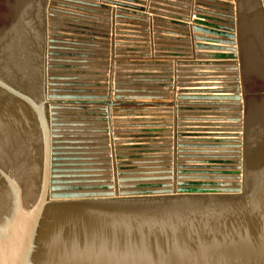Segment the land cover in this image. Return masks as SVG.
Segmentation results:
<instances>
[{
	"label": "water",
	"instance_id": "95a60500",
	"mask_svg": "<svg viewBox=\"0 0 264 264\" xmlns=\"http://www.w3.org/2000/svg\"><path fill=\"white\" fill-rule=\"evenodd\" d=\"M119 1L103 2L117 7L116 25L144 33V7ZM196 1L221 12L196 9V59L232 62L235 84L187 86L177 73L155 80L172 91L138 93L173 101L117 102L125 91L114 80L106 92L80 76L116 65L161 78L150 72L183 66V45L147 59L149 37L117 34L116 48L141 51L125 60L116 50L111 67L70 59L64 40L94 35L62 16L104 13L84 1L0 0V264H264V0ZM148 107L172 108V119L114 120L149 118Z\"/></svg>",
	"mask_w": 264,
	"mask_h": 264
},
{
	"label": "crops",
	"instance_id": "0c3cea01",
	"mask_svg": "<svg viewBox=\"0 0 264 264\" xmlns=\"http://www.w3.org/2000/svg\"><path fill=\"white\" fill-rule=\"evenodd\" d=\"M76 1H84L89 4L88 9L95 13H104L105 16L101 17L100 15H88V16H79L77 14H73L72 16H64L67 17V19L72 20V22H75L79 24L80 28H83L82 32L83 34H89L94 36H102L105 40H103L104 44L97 43L100 40H97L96 38H93V42H86V41H80V40H72L65 42V45L63 46L65 50H67L66 53L73 54L77 57H80L82 55H87L90 58L92 57H103L106 58L109 61L110 67L114 62V58L118 55L116 53V50L125 51L121 53V57H118V59H127L130 55H133V53H129L126 51H141L140 48H116L115 47V39L117 34L121 35H131V36H147L150 40V48L147 49V52L140 53L139 55H148L147 59H154V56H158L155 59H171L168 57V55L171 54V52L167 51L171 47L183 45V48L185 49L186 53L184 54L185 57L183 58V66L178 65V61L175 60V64L173 66L174 72H150V74L157 75V77L161 78H128L123 75H126V73H129L128 71H124L122 69L130 68V66H124V67H116L112 65L111 68H109L108 72H94L91 71L88 73L89 77L86 78V80L89 81L90 85L101 87L99 90L103 89L106 90V92H109L110 87V79L114 80L115 84H119L118 86L122 89L120 96V100L117 102H170L173 101L172 95H166L165 93L162 95H158V92H167L172 91V89H165V88H159L158 85H162V83H156L155 80L157 79H178L176 78L177 70H182L181 73H183V78H179L184 81L185 85L189 86H196V85H213L212 83H206L205 81H217V80H226L229 81L227 83H224L222 85H228L232 86L235 83L233 82L237 74L235 72H225V70L230 69L233 65L230 61H208V60H197L196 54L197 51L195 50V45L198 43L195 41V37L197 34H195L191 27H193V21L195 19V16H197L196 9H202L201 11L205 13H221V12H212L213 10H208L207 8H201L197 7L196 0H132L135 1L136 4H126L129 6L134 7H144L145 13L149 15L150 22L148 25V29H145V32L143 28L135 27V26H125V25H116V19H115V11L117 7L114 5L106 4L107 3H123L121 1L117 2V0H76ZM159 1V2H157ZM224 1V0H223ZM229 2H235L234 0H225ZM204 5H211L207 4L208 2L202 1ZM142 4V6L140 5ZM140 5V6H139ZM210 7V6H209ZM109 16H108V15ZM198 15H204V14H198ZM155 17H158L160 19H164V21H168L172 23V21H175L176 23H185L190 28H184L183 32L177 30V27L173 24H156L153 19ZM201 17H207V16H201ZM209 17V16H208ZM236 17V15H235ZM85 19V20H83ZM184 20L186 22H180V20ZM236 22V21H235ZM81 24V25H80ZM135 24V23H134ZM137 24V23H136ZM135 24V25H136ZM138 25V24H137ZM159 25V26H157ZM165 25V26H163ZM100 27V28H98ZM237 29V28H235ZM238 32V31H237ZM101 33V34H100ZM104 33V34H102ZM238 34V33H237ZM85 36V35H84ZM77 37V36H76ZM89 37V36H87ZM201 37L209 38V36L201 35ZM102 38V39H103ZM83 40V38H80ZM157 44L161 46H156ZM204 45H211L208 43H202ZM156 47H159L161 50H156ZM168 47L167 50H165ZM202 53H209V52H202ZM135 55V53H134ZM143 59V58H141ZM116 60V59H115ZM197 63H206L201 64L200 66ZM209 63H216L215 66H208ZM141 67V66H140ZM146 67H155V66H146ZM114 68V69H113ZM164 68V67H163ZM212 69H219L224 70L222 72H209ZM111 70V72H110ZM127 70V69H126ZM139 73V72H138ZM144 73V72H142ZM141 73V74H142ZM175 75V76H172ZM120 75V76H118ZM202 75V76H199ZM231 80V81H230ZM199 81H203L204 83H198ZM173 85V84H171ZM221 85V84H218ZM98 89V88H97ZM130 91V93H129ZM135 92V93H133ZM140 92H157L152 93L150 95H143L144 97H152V100H143V99H137L140 97H143L142 94H138ZM186 106L189 107L193 104L190 102H185ZM206 105V104H205ZM126 109H135L134 107H125ZM151 113L145 114L149 115V118H140L139 116H136L135 118H127L128 114L124 113H117V116L119 118H115L114 120L120 121V122H128V121H140V120H171L173 115L172 108H168L165 111H161L154 108V107H148ZM203 114V113H202ZM115 115V114H114ZM137 115V114H134ZM138 115H140L138 113ZM184 119H193L194 116L197 115L196 112H185L184 113ZM185 125L192 126L194 124L192 123H186ZM188 129H195V128H185Z\"/></svg>",
	"mask_w": 264,
	"mask_h": 264
},
{
	"label": "rangeland",
	"instance_id": "374dc122",
	"mask_svg": "<svg viewBox=\"0 0 264 264\" xmlns=\"http://www.w3.org/2000/svg\"><path fill=\"white\" fill-rule=\"evenodd\" d=\"M86 15H94V14H86ZM101 17H103V16H101ZM83 20H85V19H83ZM74 24H77V23H74ZM77 25H79V24H77ZM81 25V24H80ZM98 28H100V27H98ZM101 34V33H100ZM94 38H96L97 40H100L99 42H97V43H101L102 42V36H94ZM64 41H67V40H64ZM69 42L71 41V40H68ZM69 54V53H68ZM70 59H79L77 56H73L72 58H70ZM88 73L89 72H91V71H87ZM94 72H108V70L107 71H105V70H101V71H99V70H94ZM180 73L182 72V71H179ZM77 73V71H75V70H72V72H71V74H61V75H59V76H65V77H71V76H75V74ZM71 75V76H70ZM80 77H82L84 80H86V78L87 77H89V75H81Z\"/></svg>",
	"mask_w": 264,
	"mask_h": 264
},
{
	"label": "bare ground",
	"instance_id": "6f19581e",
	"mask_svg": "<svg viewBox=\"0 0 264 264\" xmlns=\"http://www.w3.org/2000/svg\"><path fill=\"white\" fill-rule=\"evenodd\" d=\"M68 16H69V15H68ZM62 17H64V16H62ZM70 37H71V36H70ZM72 37H73V36H72ZM74 37L76 38L75 35H74ZM81 37L83 38V40H82V39H78L79 37L76 38V39L74 38V39H75V40L78 39V40H80V41H86V42L90 41V40L84 38V37H87V36H84V35H83V36H81ZM88 38H90V37H88ZM103 40H105V39H102V42H103ZM71 41H72V40H71ZM90 42H93V41H90ZM64 50H65V49H64ZM65 52H67V50H65ZM82 56H84V55H82ZM80 57H81V56H80ZM115 66H116V65H115ZM116 67H118V66H116ZM69 129H70V128H69ZM81 130H84V129L74 128V129H71L70 131H72V132H74V131L77 132V131H81ZM68 131H69V130H68ZM70 131H69V132H70ZM113 137H114V136H113L112 134H110V137H108V139H109V138L111 139V140H110L111 142H109L110 144L112 143V141H114V140H113ZM111 147H112V146H111ZM111 152H112V156H111V157H112V159H113V163H114V162H115V153H114L113 149H112Z\"/></svg>",
	"mask_w": 264,
	"mask_h": 264
}]
</instances>
